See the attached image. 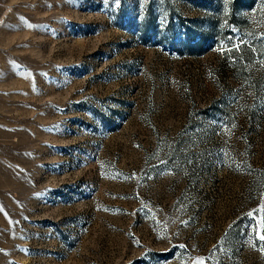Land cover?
I'll return each instance as SVG.
<instances>
[{
	"label": "rangeland",
	"instance_id": "1",
	"mask_svg": "<svg viewBox=\"0 0 264 264\" xmlns=\"http://www.w3.org/2000/svg\"><path fill=\"white\" fill-rule=\"evenodd\" d=\"M260 236L264 0H0V264H264Z\"/></svg>",
	"mask_w": 264,
	"mask_h": 264
},
{
	"label": "trees",
	"instance_id": "2",
	"mask_svg": "<svg viewBox=\"0 0 264 264\" xmlns=\"http://www.w3.org/2000/svg\"><path fill=\"white\" fill-rule=\"evenodd\" d=\"M242 52H243V53H240V54H242V56H244V55L247 56V55H248V54H247L248 51H247L246 49H244L243 46H242Z\"/></svg>",
	"mask_w": 264,
	"mask_h": 264
},
{
	"label": "snow or ice",
	"instance_id": "3",
	"mask_svg": "<svg viewBox=\"0 0 264 264\" xmlns=\"http://www.w3.org/2000/svg\"><path fill=\"white\" fill-rule=\"evenodd\" d=\"M115 2H118V0H115ZM249 215H251V213H249ZM260 239L264 240V236H260ZM181 247H183V246H181ZM262 251H264V249H262Z\"/></svg>",
	"mask_w": 264,
	"mask_h": 264
}]
</instances>
